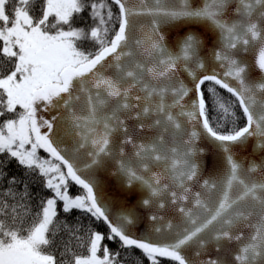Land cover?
<instances>
[{"label":"snow or ice","instance_id":"1","mask_svg":"<svg viewBox=\"0 0 264 264\" xmlns=\"http://www.w3.org/2000/svg\"><path fill=\"white\" fill-rule=\"evenodd\" d=\"M111 2L118 8V27L113 26L114 13L106 0H0V57L12 64L0 75V117H14L0 123V157H6L0 160V177L6 163L15 161L26 175L38 173L51 193L41 200L27 227L16 223L20 213L14 206L12 223L0 218V264H58L47 250L54 243L58 204L64 213L74 209L89 213L109 229L107 237L90 232L87 254L74 255L72 264H118V254L102 245L105 238L118 239L122 248L141 250L149 264L162 260L196 264L189 249L200 264H264V164L250 162L244 167L234 158V148L251 138L264 152V0ZM85 10L93 24L87 30L74 27V17ZM138 17L149 18L145 39L136 36L137 25L142 24ZM179 22L204 24L215 34L217 43L209 55L223 69V78L214 69L196 74V69H206L199 52L210 38L187 31L174 49L167 46L170 37L161 26ZM81 40L93 41L96 50H80ZM246 54L254 56V65L244 60ZM253 66L262 74L257 80L249 78ZM181 70L192 77V88L179 79ZM207 81L238 101L244 126L225 133L210 126L201 91ZM209 91L216 96L214 89ZM190 92L196 100L186 111L183 102ZM216 104L235 120L231 104L218 96ZM173 109L179 111L174 114ZM43 112L54 114L46 118ZM178 116L202 122L227 166L223 181L205 180L204 192L194 195L185 181L197 176L192 146L199 133H187ZM133 119L140 131L152 129L155 136L138 143L127 123ZM182 131L188 139L181 137L185 147L178 151L166 143L165 135L176 137ZM114 143L132 145L135 162L125 158L123 146L114 151ZM41 150L47 157L39 154ZM116 159L117 175L126 178L129 187L140 181L150 189L142 205L151 207L166 194L180 223L153 214L149 234L130 235L134 211L126 209L113 217L99 195L96 173ZM153 162L163 163L164 170L145 179L140 169L150 171ZM164 176L171 184L162 183ZM18 183L11 178L4 196L19 195L14 191ZM72 184L84 194L70 195ZM25 196H29L27 184L20 199ZM165 207L159 202V208ZM8 208L0 202V217L9 215ZM209 246L216 255L207 254Z\"/></svg>","mask_w":264,"mask_h":264},{"label":"water","instance_id":"2","mask_svg":"<svg viewBox=\"0 0 264 264\" xmlns=\"http://www.w3.org/2000/svg\"><path fill=\"white\" fill-rule=\"evenodd\" d=\"M108 1L112 3L111 0ZM149 2L154 3L155 0H149ZM196 2L200 3V0H196ZM132 3L138 4V0H132ZM137 19L141 21L142 24L137 25L136 36L139 39H145L146 37L144 33L147 32V20L149 18L138 17ZM161 27L170 37L167 46L173 49L175 47V42L187 31H192L206 40L210 38V43H208L207 46L201 49L199 52L201 60L206 63V69H196V74L200 75L201 72L211 71L214 69L218 73H221V78H223V69L217 67L215 62L210 59L209 53L211 51L212 45L216 44L217 40L215 38V34L211 32L206 25L200 23L179 22L176 24L162 25ZM141 28H143V31H141ZM243 58L249 64L254 65V56L252 54H246ZM139 59H143V57H139ZM261 76L262 74L253 66L249 73V78L252 80H257V78H260ZM179 79L183 81L185 86L192 88V77L188 76L187 72L181 70ZM229 83L233 84V86H237L236 82L232 81L231 79H229ZM222 90L227 92L226 89ZM194 100H196L195 94L194 92H190L189 96L186 97L185 101L183 102L185 104L186 111L192 110L191 104ZM168 102L171 103V100L169 99ZM178 111V109H173L174 114H176ZM40 114L46 118H50L54 113L43 112ZM178 120L181 122L183 129L187 133L190 134L193 130L199 133L195 143L192 146L194 150L192 159L197 163V176L192 181H185L190 189V193L194 195L196 192H204L202 185L205 180L223 181L227 172V166L223 155L217 150L215 142H213L211 138L207 136V133L204 132L202 122H200L199 119L189 122L187 117L178 116ZM127 123L130 130H133V134L138 143L143 142L145 139L151 140L156 134L152 129H148L145 132L140 131L137 128V121L134 119L128 120ZM181 137L184 140L188 139V136L184 135V132L182 131L179 136L176 137L172 136L171 134H166L165 141L169 145H174L178 151H182L185 145L181 143ZM255 143L256 138H251L245 146H236L234 148V158L237 159L238 162H241L244 167H247L250 162L257 164L258 166L264 164V152L258 151L254 147ZM121 146L124 147L126 153L125 158L135 162L133 146L114 143V151L118 153ZM41 153L47 156V154L42 150ZM118 167V159L109 160L105 168L96 173V178L100 186V198L107 206L109 212L113 214V217L120 215L121 212L126 209H131L134 211L136 221L133 226H130V235L139 238L149 234L152 228V222L149 220V217L153 214L162 215L165 217V220H170L174 224L180 223L179 214L174 210L175 206L171 204L169 196L166 194L162 195L158 202L153 204L151 207L143 206L141 201L142 199L150 197V189L146 184L140 181L133 182V185L129 187L126 183V178H124L122 175H117ZM164 167L165 165L163 163L156 164L153 162L150 164V171H145L141 168L140 174L143 175L145 179H150L153 173H162ZM256 175H260L259 167ZM162 183L171 184V179L167 176H164L162 177ZM75 186L83 191L80 186ZM175 190L180 192L179 188H176ZM159 202H165L166 207L164 209L159 208ZM184 203L186 206H191L188 201H185ZM105 226L107 227L106 224ZM136 250L141 252L139 249ZM187 254L190 259L196 262V264H200V258L196 257L191 249L188 250ZM207 254L213 256L216 255L211 246H209Z\"/></svg>","mask_w":264,"mask_h":264},{"label":"trees","instance_id":"3","mask_svg":"<svg viewBox=\"0 0 264 264\" xmlns=\"http://www.w3.org/2000/svg\"><path fill=\"white\" fill-rule=\"evenodd\" d=\"M91 3V0H88ZM106 3L111 7L114 18L113 26L118 27L115 24V20L118 16V9L113 4L106 0ZM93 21L89 17L87 10L75 16L73 19V26L77 28H84L87 30ZM111 33H109L110 37ZM80 50L85 52H94L97 45L91 40H81L77 42ZM12 68V64L0 57V75L6 74ZM214 89L216 96H218L222 103L231 104V111L235 115V120L226 117L224 113L219 110L216 104V96L213 95L209 89ZM201 91L204 94L206 102V114L209 119L210 126L219 132L225 133L232 128H239L244 126L245 118L239 108L238 102L228 92L220 89L212 82H205L201 87ZM8 118H14L13 114H6L4 117H0V123ZM42 157H47L43 153H39ZM0 160H6V157H0ZM3 175L0 177V202L8 204L7 209L9 215L6 217H0L5 219L6 223H12L11 210L12 207H16L17 212L20 213V218L16 221L17 224L23 223L24 227L29 226L39 211L41 200L47 198L51 193L43 187V178L34 173L30 176L26 175L25 169L18 166L15 161L6 163V166L2 169ZM17 178L21 181L14 186V191L19 195L15 197H6L4 193L9 191V180L11 178ZM25 184L28 185L29 196H25L24 199H20V196L24 193ZM84 192L77 188L75 185L70 186V195L73 197L83 195ZM24 207H21V206ZM96 231L107 237L109 231L105 224L101 220H97L92 217L91 214L82 210L74 209L70 213H64L62 211V204L57 206V217L55 221V230L52 236L54 243L47 250L52 252L58 260V264H72L74 255H86L87 254V240L90 232ZM79 237V239H78ZM103 246H107L113 254L117 255L118 264H149L143 253L133 248H122L118 240L109 241L106 238L102 241ZM102 256V252L98 253ZM161 264H173L168 260H162Z\"/></svg>","mask_w":264,"mask_h":264},{"label":"rangeland","instance_id":"4","mask_svg":"<svg viewBox=\"0 0 264 264\" xmlns=\"http://www.w3.org/2000/svg\"><path fill=\"white\" fill-rule=\"evenodd\" d=\"M17 111H19V109H17ZM99 255V254H98Z\"/></svg>","mask_w":264,"mask_h":264}]
</instances>
